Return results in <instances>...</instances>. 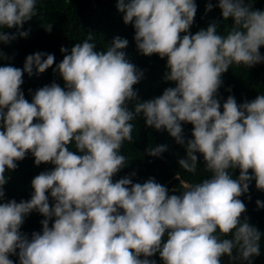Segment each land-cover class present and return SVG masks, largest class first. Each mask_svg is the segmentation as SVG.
Instances as JSON below:
<instances>
[{"label": "clouds", "instance_id": "clouds-1", "mask_svg": "<svg viewBox=\"0 0 264 264\" xmlns=\"http://www.w3.org/2000/svg\"><path fill=\"white\" fill-rule=\"evenodd\" d=\"M217 6L231 27L221 34L213 23L191 34L195 0H118L138 51L167 57L164 79L175 87L150 100L137 99L133 85L143 73L126 58L128 41L120 37L101 51L91 35L70 53L62 47L64 58L53 71L65 86L45 85L31 102L21 91L22 77L34 67L38 73L52 67L54 55L30 54L23 69L0 67V200L5 169L15 170L27 153L37 166H55L32 179L29 200L0 203V264H14L10 255L18 264H157L149 259L156 254L162 264H222L224 257L253 264L264 233L247 217L241 220L246 206L239 197L252 180L264 191V94L241 104L230 95L221 105L217 92L230 66L264 63V10L245 0H219ZM37 15V0H0V41L16 39L5 28L27 37L30 29H20ZM133 101L134 111L128 107ZM137 117L184 147L178 163L187 173L197 171L202 155L207 178L183 183L171 195L154 178L113 182L126 165L121 147L133 141ZM182 122L193 125L191 139ZM166 150L156 145L146 154L160 157ZM34 210L44 217L42 231L29 238L20 229Z\"/></svg>", "mask_w": 264, "mask_h": 264}, {"label": "trees", "instance_id": "trees-1", "mask_svg": "<svg viewBox=\"0 0 264 264\" xmlns=\"http://www.w3.org/2000/svg\"><path fill=\"white\" fill-rule=\"evenodd\" d=\"M117 3L118 0H37L38 15L25 22L23 28L20 29L21 31L30 29L27 37H20L15 27L3 29L4 32L16 33L17 36L16 39L8 43L0 41V67L11 65L23 69L25 59L30 54L43 52L54 55L52 67L43 73H38L34 67L31 75L24 73L22 77L21 91L24 93L25 99L31 102L32 94L45 85L55 82L62 88L65 86L59 73L53 71L56 64L64 58V54L61 52L62 47L67 48L70 53L76 43L82 42L88 35H91L92 42L96 44V50L101 51L110 46L116 37H120L128 41L127 47L122 49L126 58L143 73L140 81L133 85V89L137 92V99L146 101L162 95L166 88L175 87V82L164 79L165 73L168 71L167 57L161 58L158 54L143 55L138 51L134 39L135 29L132 24H125L124 14L116 7ZM195 3L197 12L189 29L191 34H195L201 29H207L213 23L217 24L218 32L221 34L226 28L231 27V19L224 21L221 9L217 6L219 0H195ZM209 3L213 5V8L206 11V5ZM245 3H250L253 10H264V0H245ZM49 24H51L50 32L46 30ZM185 34L187 33L180 35ZM259 51L264 55V46H261ZM221 80L222 84L217 92V99L220 100L221 105L230 95L236 99L237 104L251 101L258 95L264 94V63L252 67L230 66L228 71L221 75ZM134 104L135 101L129 102V110L134 111ZM221 111H223L222 107ZM132 123L134 125L133 141H124L121 147V154L126 157V165L114 175L113 182L125 176H128L133 183H143L149 178H154L156 182L168 188L169 195H171L174 189L181 190L183 183H196L207 178L209 173L204 169L205 162L202 155L197 154L199 158L197 171L187 173L180 168L178 163L179 158L184 155L185 149L175 142L167 130L146 127L144 120L140 117H137ZM182 128L185 136L191 139L193 125L182 122ZM156 145H166L167 150L160 157L148 156L146 149ZM69 147L70 150L76 151L74 146L70 145ZM34 159L31 153H27L23 160L16 161L15 170L5 169L7 178V182L3 186L5 196L0 200V203L13 199L17 202L29 200L34 191L31 186L32 179L41 172L55 167L51 163H41L37 166ZM231 174L234 178L238 177L240 169L232 170ZM249 174H251V170H249ZM239 198L246 206L241 220L247 217L250 224L264 233V208H259L256 204L257 200L264 202V191L258 190L255 180H252L249 192ZM52 203L53 200L49 196L50 206ZM43 219L44 217L39 212L32 211L25 216L20 231L30 238L33 232L42 231L40 221ZM51 223L52 221H50V226ZM163 240L166 241V235ZM260 244V255L253 258V264H264V236H262ZM9 258L14 261V264H18V256L10 255ZM149 259H154L157 264H162L158 254ZM222 264H233V262L224 257Z\"/></svg>", "mask_w": 264, "mask_h": 264}]
</instances>
